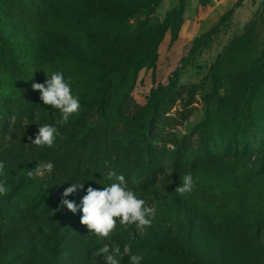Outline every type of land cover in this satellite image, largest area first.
Here are the masks:
<instances>
[{
  "label": "rangeland",
  "instance_id": "rangeland-1",
  "mask_svg": "<svg viewBox=\"0 0 264 264\" xmlns=\"http://www.w3.org/2000/svg\"><path fill=\"white\" fill-rule=\"evenodd\" d=\"M177 4L178 0H154L151 14L128 20L131 33L141 31V19L148 20L147 28L165 25L169 12ZM78 26L72 21L69 0H49L46 4H37L35 0H0V47L5 50L4 58H0V96L39 93L32 84L44 83L46 74L59 71L66 79L71 78L73 95L78 96L81 105L80 111L69 120L87 108L98 107L104 81L111 77L109 61L130 47L123 45L120 52L107 51L103 57V51L94 49L91 38H81ZM153 35L154 29L149 32V36ZM263 45L264 0H188L177 39H173L171 28L163 32L153 54L132 74L118 97L113 98L110 117H115L124 92L145 106L154 97L165 94L170 85H188L169 113L175 115L185 112L187 106L194 107V113L174 129L182 136L206 115H213L218 109L216 104L228 109L221 100L223 91L231 84L245 82L246 72L256 63ZM52 116L61 119L58 110L40 100L38 124ZM38 124L25 121L20 126L12 122L0 131V162L5 164V174L0 180L6 181L8 188L7 195H0V229L12 226L17 219L34 228L31 246H26L28 254L21 255L27 256L30 264H56L48 229L63 216L68 218L66 223L73 234L81 233L69 250L75 251L77 260L90 259L92 264H106L103 256L97 258L93 254L104 244L119 246L121 251L125 245L130 246L133 254L143 255L141 264H175L173 254L177 255L174 259L190 257L206 264L226 253L229 236L224 223L229 222L232 211L248 212L252 228L264 216L262 152L229 158L210 169L191 166L178 171L168 169L151 187H131L138 198L154 208L151 226L140 232L135 225L125 227L117 223L109 238H99L80 223L79 208L73 213L62 204L67 199L79 206L88 187L83 183V188L63 196L70 183L82 182L72 179L57 155L45 156L42 147L31 145L29 137L35 138ZM168 146L173 148L171 142ZM49 161L54 164L51 173L28 176V171L34 170L38 163ZM247 169L252 175L246 176ZM169 170L174 171L171 176ZM187 173L192 174L195 187L180 196L175 189ZM249 182L256 183L250 186L256 203L245 196ZM1 259L0 264L24 263L14 258ZM129 260L128 255H123L120 264H129Z\"/></svg>",
  "mask_w": 264,
  "mask_h": 264
},
{
  "label": "trees",
  "instance_id": "trees-1",
  "mask_svg": "<svg viewBox=\"0 0 264 264\" xmlns=\"http://www.w3.org/2000/svg\"><path fill=\"white\" fill-rule=\"evenodd\" d=\"M35 1L46 4L49 0ZM187 1L178 0L165 25L147 28L148 20H139L141 31L133 35L128 20L151 14L154 0H69L72 21L79 24L77 33L81 38H91L94 49L103 51V57L107 51L120 52L123 45L130 47L109 61L111 77L104 81L98 107L85 109L63 125L57 124L55 116L43 123L57 127L58 135L51 148L44 146L41 151L45 156L57 155L73 180L102 189L117 182L115 177L107 179L108 172L115 171L125 177L129 188L140 185L146 189L155 185L158 177L168 169L178 171L189 166L210 169L229 158L264 152V45L256 63L246 72L245 82L231 84L223 91L221 100L228 109L216 104L218 109L213 115H206L182 136L174 129L194 113V107L187 106L185 112L175 115L169 113L188 85H170L165 94L154 97L145 106L137 104L129 93L124 92L115 117H110L113 98L118 97L132 74L153 54L163 32L171 28L173 39H177ZM153 29L156 35L149 36ZM4 53L0 47V58H4ZM39 108L38 92H25L17 97L0 96V131L12 122L20 126L25 121L37 125L40 123L37 118ZM170 142L173 148L168 146ZM248 173L251 174L249 169L246 176ZM252 184L248 183L245 196L255 202L257 197L250 190ZM247 216L248 212L232 211L229 222L224 223L229 236L226 253L206 264H264V216L256 222V228H252L253 220ZM67 219L63 216L57 225L48 229L56 264H92L90 259L77 260L74 249V252L69 250L81 233L73 234ZM33 231L34 228L24 226L18 219L12 226L0 229V261L1 257L14 258L19 263L30 264V259L21 255L28 254L26 246H31ZM164 255L168 256V253ZM176 256L171 255L175 264H202L195 258L174 259Z\"/></svg>",
  "mask_w": 264,
  "mask_h": 264
},
{
  "label": "clouds",
  "instance_id": "clouds-1",
  "mask_svg": "<svg viewBox=\"0 0 264 264\" xmlns=\"http://www.w3.org/2000/svg\"><path fill=\"white\" fill-rule=\"evenodd\" d=\"M46 77L44 83H33L32 88L39 91L40 100L44 105H49L61 113V119L57 121V124L63 125L80 111L79 98L73 95L70 77L66 79L64 74L59 71L53 72L50 76L46 74ZM38 125L39 129L35 138L29 137L31 145L51 148L58 135L57 127L49 124ZM53 169L52 162H41L27 174L29 177H43L46 173H51ZM173 172L169 170V175L171 176ZM4 174L5 164L0 162V176ZM113 177L117 182L104 186L102 189L89 186L79 206L67 199L62 201V204L66 205L67 209L73 213H76L79 208L82 213L80 223L85 225L91 234L103 239L109 238L116 231L117 223L125 227L135 225L138 231L143 232L151 226L154 216V208L147 206L144 199L137 197L136 193L128 187L123 175L109 171L107 179L112 180ZM180 180L181 184L175 189V192L180 196L190 193L195 187L191 173L185 174ZM70 185L64 190V197L83 188V183H70ZM7 192L6 181L0 180V195H7ZM93 254L97 258L103 256L106 264H120L123 255L130 257L129 264H141L144 259L142 254H133L128 245H125L121 251L119 246L110 247L108 244H104Z\"/></svg>",
  "mask_w": 264,
  "mask_h": 264
}]
</instances>
